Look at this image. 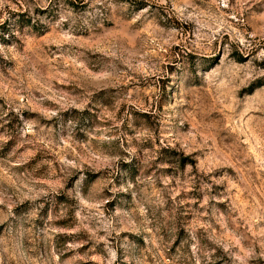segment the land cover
Wrapping results in <instances>:
<instances>
[{"label":"rangeland","instance_id":"374dc122","mask_svg":"<svg viewBox=\"0 0 264 264\" xmlns=\"http://www.w3.org/2000/svg\"><path fill=\"white\" fill-rule=\"evenodd\" d=\"M0 264H264V0H0Z\"/></svg>","mask_w":264,"mask_h":264}]
</instances>
